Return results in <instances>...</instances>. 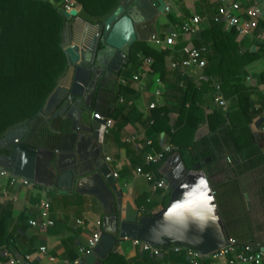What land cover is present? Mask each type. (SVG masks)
Wrapping results in <instances>:
<instances>
[{
    "label": "crops",
    "instance_id": "1",
    "mask_svg": "<svg viewBox=\"0 0 264 264\" xmlns=\"http://www.w3.org/2000/svg\"><path fill=\"white\" fill-rule=\"evenodd\" d=\"M165 1L169 11L160 14L151 21L150 32L156 37V41L147 37L145 41L141 42L152 49L168 52V55L164 57V63L171 79L177 78V74L176 71L170 69L169 65L173 60L179 61L183 58L181 53L183 47L204 46L207 49V53L204 55L206 63L216 61L219 55L211 47V43L204 44L209 36L207 35V39H201V33L204 27L214 21V17H221L223 14L225 4L222 0ZM236 1L240 6V11H234L233 14L241 19L247 18L244 15L247 8L257 6L255 0ZM195 16L201 19V26L194 35L183 34L180 30L182 23ZM261 19L264 20L262 13L255 19V27L252 31L242 35L236 34L234 42L240 53L259 54L258 58L240 69L236 77L243 78V84L253 89L251 109L255 115L249 129L254 145L258 149L264 150V82L260 79L261 73L264 72V53L261 52V41L254 37L255 33L264 32V29L256 25ZM219 23L222 25V31H230L224 28V19L220 18ZM68 29H70V25H68ZM172 33L176 34L175 43L167 45L165 41ZM76 46L82 51L83 46L79 43ZM139 55L140 53H138ZM144 60H139L135 65L136 68L134 65L132 68V64L128 60L116 77L112 76L110 81L104 83L120 86V96L116 102L115 112L112 111L111 117H108L112 121V126L108 133L103 135V142L95 149L99 151L101 164L108 166L112 176L113 173L117 174V177H114L116 179L115 186L118 191L124 190L123 203L128 202L132 208L138 209L144 215H152L164 208L162 205L165 201V195H168L169 199V192L165 193L160 189H152L150 183L142 176L135 174L136 168L141 167L144 172L151 174L154 178L164 179L168 187L179 183L204 187L214 198V192L210 187L216 185L218 188L226 176L227 167L226 160L212 164L210 167H204V163H210L213 160L212 157H206L202 162L196 163L200 165L198 168L195 167V164L192 170H188L184 167L179 154L172 151L156 164H145L144 157L147 153H158L165 147L172 149L166 134L163 132L159 135L152 133L150 127L153 112L164 105L166 123L170 127L177 124L181 94L174 85L176 87L181 86L183 80H190L197 87L204 82L209 84L211 88L219 84L209 74H206L204 68L187 69L180 74L182 79H179L178 84H174L171 80L165 82L150 71ZM149 60L151 63L152 59L149 58ZM134 76L138 78L136 81H133ZM202 76L206 78L202 79ZM211 93L213 92L211 91ZM151 102L156 104L154 109L148 108ZM213 104L219 107L214 102ZM62 105L55 103L54 95L50 96L39 122H27L14 129H9L6 134L10 130L20 131L24 126H27L25 138L35 144L39 137V128L43 125L46 127L44 137L48 139L49 135L50 140L51 137L55 136V139L50 141L48 145L41 142L37 145L44 151L54 149L59 142L64 140L72 125L69 118L65 120L62 117L66 114ZM105 105L104 100H95L93 114L97 113V109L102 110L103 107H106ZM209 113H211V109L206 108L204 114ZM83 119L84 124L88 123V116ZM258 122L259 125L256 124ZM207 133L206 123L201 124L195 131L193 141L200 143ZM154 139H156L155 143L153 142ZM148 141L151 143L150 146L147 145ZM105 157H109L110 161H105ZM228 170L227 168L228 174L231 175ZM11 176L13 175L8 172L6 177H0V212L5 209L10 211L7 226L11 233L13 247L8 250L0 249V264H8L9 258L19 261V264L22 263V259L25 260V264H76L87 254L84 252L89 250V243L93 236H100L104 226L111 229L107 219L103 223L104 215H107V211L110 210L106 196L108 193L99 191L95 186L88 184L78 191L60 194L53 188L39 184L29 182L30 185L25 186L21 183V179L24 178L17 176H14L16 178L15 183L9 184ZM202 181L203 183H201ZM242 189H246V191L242 190V195L249 216L260 227L259 223H261V218L264 215V211L261 212L262 209H260L262 200L251 181L250 185L242 181ZM42 202L49 203L48 217L53 221V225L46 229L35 228L28 224L29 220L39 219V205ZM134 240L138 239L118 241L111 252L120 255L125 264H189L185 253V260L179 257L181 252L175 253L171 249L153 256L134 245ZM41 247L46 249V253L40 251ZM50 257L53 258V261L49 260ZM103 259L97 258L93 264H102ZM203 259H206L207 262H202ZM203 259L202 264H232L229 259Z\"/></svg>",
    "mask_w": 264,
    "mask_h": 264
},
{
    "label": "trees",
    "instance_id": "2",
    "mask_svg": "<svg viewBox=\"0 0 264 264\" xmlns=\"http://www.w3.org/2000/svg\"><path fill=\"white\" fill-rule=\"evenodd\" d=\"M0 0V138L9 129H14L27 122H39L43 109L59 81L65 76L68 63L62 49L66 25L83 20L91 26H101L108 15L121 0H75L79 6L76 17L66 19L62 15L57 0ZM264 29V20L256 24ZM221 23L212 21L204 27L201 39H209L204 44L219 55L213 62L206 63L204 71L220 85L227 105L217 107L212 102L213 88L206 82L198 87L190 80H183L182 85L174 87L180 91L179 118L174 127L166 123L165 105L152 114L151 132L166 134L172 145V152H177L184 167L192 170L194 165L206 157H212L204 167L226 160V176L219 184L211 185L220 218L229 236L236 241L237 251L254 252L264 249V215L260 227L251 220L244 204L242 181L256 188L261 212L264 211V150L254 145L249 125L255 112L251 109L253 89L243 84V78L236 77L238 71L259 57L257 53H240L234 42L235 30H221ZM204 41V40H203ZM261 52L263 50L261 49ZM138 53L140 55L138 56ZM167 51H158L135 42L129 54L132 68L142 59H152L150 71L162 81L174 84L182 79H171L165 66ZM264 82V72L260 75ZM120 96V86L104 84L100 100L106 107L97 109L98 114L106 118L116 110ZM211 113L204 114L205 109ZM113 111V112H112ZM112 112V113H111ZM206 123L208 133L200 143L194 142L195 131ZM35 144L48 145L55 136H45L46 127L41 125ZM173 129V130H172ZM39 141V142H38ZM156 142V139L153 141ZM199 150V151H198ZM244 178V179H243ZM247 187H249L247 185ZM243 190V191H242ZM168 195L162 207H165ZM9 210L0 212V249L13 247L11 233L7 226ZM180 246L181 245H171ZM169 253V252H168ZM179 257L185 260L184 252ZM204 263L207 260L203 259ZM102 264H125L120 255L111 252Z\"/></svg>",
    "mask_w": 264,
    "mask_h": 264
},
{
    "label": "water",
    "instance_id": "3",
    "mask_svg": "<svg viewBox=\"0 0 264 264\" xmlns=\"http://www.w3.org/2000/svg\"><path fill=\"white\" fill-rule=\"evenodd\" d=\"M255 2L264 15V0ZM166 6L165 0H121L101 26L83 20L70 29L66 25L62 49L68 69L51 96L55 103L63 104L66 114L62 117L70 119L71 130L54 149L46 151L25 138L27 126L20 131L10 130L0 139V168L11 175L60 194L78 191L88 184L108 193L110 210L103 223L107 219L111 229L104 226L95 246L76 264L103 259L123 239H138L161 248L181 245L208 255L223 248L229 238L215 200L204 187L184 183L170 186L166 206L152 215L123 203L124 190L116 189V179L108 166L101 164L95 149L103 142L105 120L93 117L94 102L100 99L104 83L116 77L128 62L135 42L147 37L156 41L150 32L151 21L163 14ZM77 13L70 10L62 15L70 19ZM77 43L83 46L82 51ZM86 116L89 121L84 124ZM21 264H25L24 259Z\"/></svg>",
    "mask_w": 264,
    "mask_h": 264
},
{
    "label": "built area",
    "instance_id": "4",
    "mask_svg": "<svg viewBox=\"0 0 264 264\" xmlns=\"http://www.w3.org/2000/svg\"><path fill=\"white\" fill-rule=\"evenodd\" d=\"M60 6L61 11L69 12L70 10H79V6L75 0H57ZM225 4L224 11L221 17H214V22H220V18L224 19V28L227 30H235L236 34L242 35L250 33L255 27V19H257L261 12L257 6H253L247 8L244 15L247 17L245 19H241L238 16L234 15L233 12L240 11V6L236 0H222ZM169 7L168 5L165 7L164 12H168ZM201 26V19L197 16L192 17L189 21L182 23L180 30L183 34L186 35H194L197 29ZM254 37L261 41L262 50L264 53V32L260 31L255 33ZM176 34L172 33L166 39L167 45H173L175 43ZM183 58L179 61L173 60L169 67L170 69L179 72L182 74L187 69H203L206 65V60L204 58L205 53H207V49L204 46L200 47H183L181 50ZM145 65H150V60H144ZM205 79V76L201 77ZM138 78L137 76L133 77V81H136ZM124 82V80H122ZM157 94V92H156ZM212 100L215 104L220 107H224L226 102L221 94V89L219 85H214L213 93H212ZM156 104L154 102L149 103L148 108L154 109ZM93 117L96 119H104L105 123L102 127L103 133H108L109 129L112 126V121L109 118L103 117L98 113H94ZM147 145L150 146L151 143L148 141ZM171 152L170 147H165L162 151L155 153L150 152L147 153L144 157V162L146 165L156 164L164 159L167 153ZM105 161L109 162L110 158L105 157ZM135 174L142 176L148 183H150L151 188L156 190L160 189L163 192H169V187L164 179L162 178H154L151 174L146 173L143 171L141 167L136 168ZM8 172L4 169L0 168V177H6ZM113 177H117L116 173H113ZM14 176H11L9 184L15 183ZM21 183L25 186L30 185V183L26 179H21ZM50 206L48 202H42L39 205V219L36 220H29L28 224L32 227L39 228V229H46L53 225V221L48 217L49 216ZM99 236L94 235L92 240L89 243V250L84 252L88 253L97 243ZM134 245L140 247L143 252H149L153 256H156L160 253L166 252L171 249L173 252H184L189 264H202L203 258H210V259H229L230 263L232 264H264V251L259 249L254 252H239L237 251L236 241L232 238H228L226 245L218 251L210 253L208 255H202L199 252L185 246H172L167 248H160L153 246L151 244L141 242L139 240L133 241ZM42 253H46V249L44 247L40 248ZM50 261H53V258H49ZM8 264H19V261L9 258Z\"/></svg>",
    "mask_w": 264,
    "mask_h": 264
},
{
    "label": "snow or ice",
    "instance_id": "5",
    "mask_svg": "<svg viewBox=\"0 0 264 264\" xmlns=\"http://www.w3.org/2000/svg\"><path fill=\"white\" fill-rule=\"evenodd\" d=\"M201 183H203V181Z\"/></svg>",
    "mask_w": 264,
    "mask_h": 264
},
{
    "label": "flooded vegetation",
    "instance_id": "6",
    "mask_svg": "<svg viewBox=\"0 0 264 264\" xmlns=\"http://www.w3.org/2000/svg\"><path fill=\"white\" fill-rule=\"evenodd\" d=\"M3 138V137H2Z\"/></svg>",
    "mask_w": 264,
    "mask_h": 264
}]
</instances>
